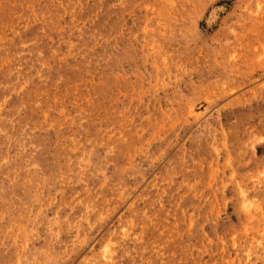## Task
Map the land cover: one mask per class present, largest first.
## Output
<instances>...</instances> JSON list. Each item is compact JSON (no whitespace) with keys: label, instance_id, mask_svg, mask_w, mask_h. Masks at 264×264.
I'll list each match as a JSON object with an SVG mask.
<instances>
[{"label":"rangeland","instance_id":"obj_1","mask_svg":"<svg viewBox=\"0 0 264 264\" xmlns=\"http://www.w3.org/2000/svg\"><path fill=\"white\" fill-rule=\"evenodd\" d=\"M0 264H264V0H0Z\"/></svg>","mask_w":264,"mask_h":264},{"label":"bare ground","instance_id":"obj_2","mask_svg":"<svg viewBox=\"0 0 264 264\" xmlns=\"http://www.w3.org/2000/svg\"><path fill=\"white\" fill-rule=\"evenodd\" d=\"M171 1V0H170ZM174 3V2H173ZM172 3V4H173ZM53 51V50H52ZM54 53V52H53ZM21 108V107H20ZM54 111V110H53ZM155 123V122H154ZM129 129V128H128ZM154 135V134H153ZM119 137V136H118ZM108 139H109V137H108ZM139 149V148H138ZM112 151V150H111ZM111 155V154H110ZM32 157V156H31ZM217 163V162H216ZM36 165V164H35ZM166 172V171H165ZM127 175V174H126ZM78 179V178H77ZM89 188H91V187H89ZM123 189V188H122ZM129 198V197H128ZM127 199V198H126ZM117 207V206H116ZM113 208V207H112ZM145 218V217H144ZM141 220V219H140ZM143 233V232H142ZM249 254V253H248Z\"/></svg>","mask_w":264,"mask_h":264}]
</instances>
